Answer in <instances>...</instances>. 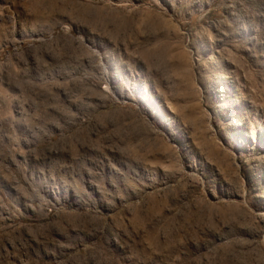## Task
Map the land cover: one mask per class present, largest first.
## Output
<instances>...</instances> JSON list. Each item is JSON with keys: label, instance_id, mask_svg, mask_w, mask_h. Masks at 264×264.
I'll list each match as a JSON object with an SVG mask.
<instances>
[{"label": "rangeland", "instance_id": "374dc122", "mask_svg": "<svg viewBox=\"0 0 264 264\" xmlns=\"http://www.w3.org/2000/svg\"><path fill=\"white\" fill-rule=\"evenodd\" d=\"M0 264H264V0H0Z\"/></svg>", "mask_w": 264, "mask_h": 264}]
</instances>
